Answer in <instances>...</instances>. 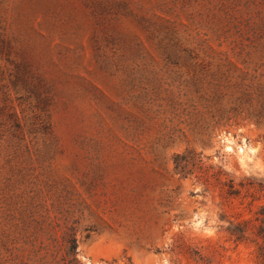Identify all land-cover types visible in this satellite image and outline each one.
<instances>
[{
    "label": "rangeland",
    "instance_id": "rangeland-1",
    "mask_svg": "<svg viewBox=\"0 0 264 264\" xmlns=\"http://www.w3.org/2000/svg\"><path fill=\"white\" fill-rule=\"evenodd\" d=\"M247 176L264 0H0V264H264Z\"/></svg>",
    "mask_w": 264,
    "mask_h": 264
},
{
    "label": "trees",
    "instance_id": "trees-1",
    "mask_svg": "<svg viewBox=\"0 0 264 264\" xmlns=\"http://www.w3.org/2000/svg\"><path fill=\"white\" fill-rule=\"evenodd\" d=\"M176 166H179L177 163V158ZM224 185L226 186L225 192L228 196H239L242 193V197L251 198L249 203H252L256 199L262 200L258 210L255 212V220L258 221V225L255 231H251V233H253L255 236L254 241L257 245L258 256L264 257V178L247 176L238 183H235L234 179L230 178L224 183ZM248 223V220L244 221L243 223H231L227 228V232L234 242H243L249 240L250 233L248 231ZM69 255L72 261H77L75 256L74 239H71Z\"/></svg>",
    "mask_w": 264,
    "mask_h": 264
}]
</instances>
